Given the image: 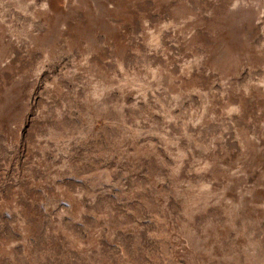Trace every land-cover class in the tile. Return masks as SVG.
<instances>
[{
  "label": "rangeland",
  "instance_id": "374dc122",
  "mask_svg": "<svg viewBox=\"0 0 264 264\" xmlns=\"http://www.w3.org/2000/svg\"><path fill=\"white\" fill-rule=\"evenodd\" d=\"M0 264H264V0H0Z\"/></svg>",
  "mask_w": 264,
  "mask_h": 264
}]
</instances>
